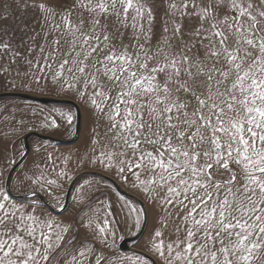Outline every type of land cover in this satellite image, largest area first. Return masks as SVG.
<instances>
[{"label": "snow or ice", "instance_id": "1", "mask_svg": "<svg viewBox=\"0 0 264 264\" xmlns=\"http://www.w3.org/2000/svg\"><path fill=\"white\" fill-rule=\"evenodd\" d=\"M14 5L31 13L0 37V81L79 101L90 128L74 169L37 145L50 170L17 172L33 117L42 130L74 117L0 103V264H264V0ZM12 11L0 0V21ZM117 182L152 208L150 233ZM69 183L77 219L63 215ZM127 233H147L131 255L118 251Z\"/></svg>", "mask_w": 264, "mask_h": 264}, {"label": "rangeland", "instance_id": "2", "mask_svg": "<svg viewBox=\"0 0 264 264\" xmlns=\"http://www.w3.org/2000/svg\"><path fill=\"white\" fill-rule=\"evenodd\" d=\"M3 2L13 4V11H12V13L9 16V19L7 21H0V37H2L4 35V29L5 28H7V34L8 35H12L13 32L15 31L16 35L18 36L19 35L18 27L20 26L21 18L22 17L27 18L30 15L31 10H29L28 13H25L21 9H16L15 5H14V0H3ZM0 62H3V61H0ZM4 92H16V91H13L11 88L6 89L4 87L3 81H0V93H4ZM19 92L33 94L36 96L49 97V98L66 99L63 96H57V95L51 94V93L41 94L39 92H35V93H29L26 91H19ZM66 100H69V99H66ZM72 101H74L76 104L79 105V108L81 109V114H82V128H81V132H80V136H79L78 141L73 143V144H70V145H62V144H57V143H54L51 141L40 140V139L35 138V137L30 138L29 144H30L31 151L29 152L27 159H25V161L22 163L21 168L16 170L17 172H20L24 166L33 167L34 161L36 163H40L42 168H46V169L50 170V166L52 165V162L51 161L41 162V158L34 154V148L37 145H43L42 152L44 149H47V152H50L53 154V158L56 160V164H55V170L56 171H59L60 168H62V167L74 169L75 159H76L77 155H79V153H81L83 151L84 146L87 142L88 131L90 128V121H89L87 113L85 112V110H84L83 106L80 104V102L76 101V100H72ZM0 103L9 104V105H24V106L32 105L33 107H36V108L45 109L46 112L48 110H51V109H60L66 113L71 112V114L74 117L72 124L68 125L66 123L65 118H61V117L55 115V113H53L50 118L56 119L57 122L62 125V127L59 129L49 128L47 130H42L39 127L40 123L43 121L42 116L37 115L36 117H33V120L36 122V125H37L36 128H34L31 132L25 133L21 137V139L23 140V145H24V153H26L25 137L32 132L37 133V134L52 136V137H55V138H58L61 140H65V141L73 140L75 137L76 124H77V113H76V110L74 109V107H72V106L53 105V104L52 105H43V104H39V103H35V102H31L29 100L19 99V98H3V99H0ZM68 128H70V130H71L70 133L68 131H65V129H68ZM17 143L19 144L20 141H17ZM69 154H71L72 160L69 161L67 165H65L63 163V158L65 156H68ZM17 160H18V162L21 160L19 155L17 156ZM14 175H15V173H14ZM49 178H55V172H52L51 175L49 176ZM117 184L125 192H127V193H129L135 197V198H133V197L127 196L128 199H130L134 202H137V207L144 206L147 209V218H146L147 233H150L152 225L155 223V213L153 212L152 208L149 207L148 204L144 201V197L142 195H140L135 189L131 188L130 185L125 186V185L119 184V182H117ZM70 186H71V183L66 185V187H65L66 192H68ZM104 191H106L107 194L111 198H113V199L115 198L116 188H113L111 191L104 189ZM13 194L23 195V193L21 191H14ZM76 195H77V192L75 190H73L71 197H70L68 207L66 208V211H64V213H63V214L68 213V215L70 213H73V216H71V218H69V219H77V214L81 213L83 210H86L85 205H77L75 203V201L73 200V197ZM99 195H100V193H95L93 198H95V196H99ZM44 197L48 201V197H46V196H44ZM65 202H66V196L63 199L62 204H61V206L63 208L65 207ZM49 203H51V201H49ZM56 210L60 211V209H56ZM88 211H89V213L91 212V210H88ZM141 232H145V229L143 227L141 229ZM147 233L144 235H141L139 233H137L135 235L132 233L125 234V239L126 238H132V237H139L135 243H132L130 245L135 251H130V252H122L119 250L118 251L122 254L131 255L133 252L141 250L143 248V245L145 244V242L147 240ZM166 235H167V233H166ZM121 242L122 241H117V245L119 246V244Z\"/></svg>", "mask_w": 264, "mask_h": 264}, {"label": "water", "instance_id": "3", "mask_svg": "<svg viewBox=\"0 0 264 264\" xmlns=\"http://www.w3.org/2000/svg\"><path fill=\"white\" fill-rule=\"evenodd\" d=\"M3 98H19V99H25V100H29L31 102H35V103H39V104H43V105H67V106H72L74 107V109L76 110L77 113V124H76V133H75V137L73 140H69V141H65V140H61L52 136H48V135H43V134H37V133H30L25 137V149H26V153L25 155L28 156L29 152L31 151L30 148V144H29V140L32 137L38 138L40 140H44V141H51L57 144H62V145H70L73 144L75 142L78 141L79 136H80V132H81V128H82V114H81V109L79 108V105L76 104L74 101L72 100H66V99H58V98H49V97H43V96H36L33 94H28V93H22V92H4V93H0V99ZM25 161V159L19 161L22 163ZM110 182V180H109ZM118 190L120 193L122 194H126V196L128 197H133L135 198L133 195L125 192L118 184ZM68 192H70L72 194L73 192V187L72 184L68 190ZM13 196H15L17 199L19 200H25L24 195H15L13 194ZM42 199L47 201V199L41 194ZM70 197L71 195L66 196V202H65V209L68 207L69 201H70ZM28 200H31V197H28ZM60 211L55 210V214H59ZM139 237H132V238H127L124 241H122L119 245V251L122 252H130V251H135L130 245L132 243H135L138 240Z\"/></svg>", "mask_w": 264, "mask_h": 264}, {"label": "crops", "instance_id": "4", "mask_svg": "<svg viewBox=\"0 0 264 264\" xmlns=\"http://www.w3.org/2000/svg\"><path fill=\"white\" fill-rule=\"evenodd\" d=\"M73 211H74V210H73ZM73 211H72V212H73ZM54 214H55V213H54ZM90 214H91V212H90ZM63 215H64L65 218H68V219H69V218H71V216H73V213H70L69 215H68V213H67V214H63ZM75 215H76V214H75ZM126 239H127V238H126ZM124 240H125V239H124ZM119 245H120V244H119ZM118 250H119V246H118Z\"/></svg>", "mask_w": 264, "mask_h": 264}]
</instances>
